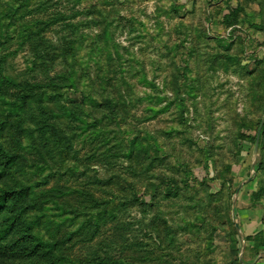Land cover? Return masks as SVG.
I'll use <instances>...</instances> for the list:
<instances>
[{
	"label": "rangeland",
	"instance_id": "1",
	"mask_svg": "<svg viewBox=\"0 0 264 264\" xmlns=\"http://www.w3.org/2000/svg\"><path fill=\"white\" fill-rule=\"evenodd\" d=\"M38 1L0 0V264L107 252L110 263L130 258L129 239L159 257L144 264H264L246 240L264 232V121L256 154L251 142L264 114V0H57L82 12L48 29L40 51L51 74L71 63L109 118L94 144L40 131L38 109L52 104L35 90L8 104L39 44L11 36ZM94 181L114 196L89 210L75 190ZM99 211L106 222L89 226ZM37 242L56 248L43 255Z\"/></svg>",
	"mask_w": 264,
	"mask_h": 264
},
{
	"label": "trees",
	"instance_id": "2",
	"mask_svg": "<svg viewBox=\"0 0 264 264\" xmlns=\"http://www.w3.org/2000/svg\"><path fill=\"white\" fill-rule=\"evenodd\" d=\"M59 4L61 3L57 0H41L37 2L33 9L25 13L26 16L22 14L21 21L17 25V31L11 36V38H13L10 43L14 42L16 46L20 47L26 42H30V40L34 39V41L39 43L35 45L36 47L34 48L37 58L33 61L32 66L28 68V70L32 72L29 78L23 76L19 83L14 84L15 93L19 94L20 98L14 96L12 101H8V104L11 108L19 104H29L30 101L27 95L22 92H31L35 90L37 97L49 99V101H51L50 104H52V107H49L48 110L42 106L44 105L43 103L40 109H38L37 115L41 119L42 124L41 127L38 128L40 131L47 130L49 134L53 137L55 136L58 142L63 140L62 137H59L60 135L58 132L60 131L65 134L68 131L73 141L76 140L90 144H94L97 140L106 141L109 136V130L106 129L108 125L106 119L109 118L100 113L99 108H97L98 110L95 109L98 107V103H95L92 96L88 94L85 95L84 92L79 91L78 73L74 71L71 63L67 65L68 68L66 67L64 71L51 74L50 65H48L49 61H47L46 58L44 59V55L41 54L40 50H42V45L45 47V41L49 43L44 35L49 31L48 29L52 30L51 28L55 25H70L82 12L74 6L76 3H73L67 8L65 5H63L64 7L62 8L58 6ZM66 48L72 49L71 45ZM67 49H64L63 52L69 53ZM25 73L26 72L23 74L25 75ZM36 73L40 75H36ZM67 89L78 91L81 94V99H69ZM16 98L19 99L18 103ZM86 104L89 107H86ZM99 105L101 106L100 103ZM251 142L254 144L255 137L252 138ZM91 156L93 155H84V158L89 160ZM107 183L109 184V181L105 183H101V181L88 182L85 183L86 188L75 190L79 203L83 204V206L89 210H94L103 206L107 198L110 197L108 196L109 193L111 196H114L112 194L114 192L113 190L110 191V189L104 187ZM118 190H123V188ZM97 192L100 194H97ZM1 200L0 198V206L2 204ZM91 217H93V221H91V219L87 220L89 226L94 224L98 227L100 220H102V222H106L107 220L106 213L103 214L102 211L96 212L95 215H91ZM98 218H100L99 221H97ZM1 236L2 233H0V237ZM256 239L264 251V232L257 233L255 238H246V240L252 242ZM81 241H89V239H82ZM127 241H130V245H132L130 246L131 259L120 257L118 260H113L108 263V256H106L108 254L107 252L104 255H100L103 258L95 257L94 255L93 258H87L81 261L80 259H67L63 255L56 253L47 264H144L147 260H158L159 257L155 252H150L149 248L145 247L146 243L142 244L136 239H129ZM42 245L48 246V248L51 249L56 248V243H35L36 252L43 255L47 254V252L42 249ZM8 249H10V245H0V252L4 253ZM255 255H257V253ZM241 263L245 264L242 260Z\"/></svg>",
	"mask_w": 264,
	"mask_h": 264
},
{
	"label": "water",
	"instance_id": "3",
	"mask_svg": "<svg viewBox=\"0 0 264 264\" xmlns=\"http://www.w3.org/2000/svg\"><path fill=\"white\" fill-rule=\"evenodd\" d=\"M263 121H264V114H263V116H262V118H261V121H260V123H259V125H258V128H257V131H256V135H255V142H254V146H253V154H256L257 153V149H258V142H259V136H260V131H261V128H262V125H263ZM251 169L253 168V164H251ZM248 180H250V178L248 177L247 179H246V181H248ZM241 185V184H240ZM238 189H236V191H237ZM234 221V225H235V227L236 228H238L239 226H238V224L235 222V220H233Z\"/></svg>",
	"mask_w": 264,
	"mask_h": 264
}]
</instances>
